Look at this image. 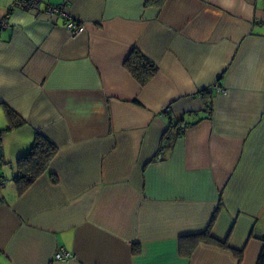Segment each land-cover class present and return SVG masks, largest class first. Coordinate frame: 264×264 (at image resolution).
Here are the masks:
<instances>
[{"label":"crops","instance_id":"0c3cea01","mask_svg":"<svg viewBox=\"0 0 264 264\" xmlns=\"http://www.w3.org/2000/svg\"><path fill=\"white\" fill-rule=\"evenodd\" d=\"M0 0V264H256L264 245V0ZM136 48L157 72L123 65ZM213 84L212 113L201 91ZM4 106L20 121L6 130ZM186 127H185V126ZM57 147L24 192L16 159ZM211 226L242 250L182 236ZM187 246L188 243L184 242ZM63 247L76 255L55 260Z\"/></svg>","mask_w":264,"mask_h":264},{"label":"trees","instance_id":"16d2710c","mask_svg":"<svg viewBox=\"0 0 264 264\" xmlns=\"http://www.w3.org/2000/svg\"><path fill=\"white\" fill-rule=\"evenodd\" d=\"M147 3L151 4H162L163 0H147ZM125 59L124 66L131 73V76H134L141 85L146 84L154 74L157 72L156 64L152 63L146 56H144L138 49L133 48ZM207 89V88H206ZM201 91V95L205 99V109L208 116H211L212 113V101L209 97L207 91ZM5 118L9 120V127L6 129H11L16 125L20 124V121L17 118V115L8 107L4 106ZM185 126V125H184ZM186 127V126H185ZM30 149L24 155L16 159V173L12 178L16 184L17 192L20 194L27 189L35 179L38 178L41 174L45 173L47 170L48 164L52 158L57 153V147L50 141H47L44 137L39 134H36L34 140H32ZM220 204L211 217L209 225L205 228L203 232L195 233L193 235L182 236L180 239V244L185 247L186 254H189L192 249L199 244V242L210 243L213 245H218L224 249H231L233 254L237 256L238 259H241L243 254L242 250H237L234 248H229L226 241H221L216 239L211 234V226L216 220V214L220 210ZM184 242L188 243L187 246ZM256 264H264V245L259 252Z\"/></svg>","mask_w":264,"mask_h":264},{"label":"built area","instance_id":"2783aa9c","mask_svg":"<svg viewBox=\"0 0 264 264\" xmlns=\"http://www.w3.org/2000/svg\"><path fill=\"white\" fill-rule=\"evenodd\" d=\"M65 5H66V0H63L59 4L48 3L43 6L42 10L44 13H46L49 16L62 17L64 19V26L66 30L69 32L70 36L71 37L78 36L84 31L83 30L84 26L68 13ZM40 6H41L40 0H13L8 9L9 12L16 8L29 12L39 13ZM7 25L8 24L5 21V19H3L0 22V26H7ZM212 89H215L220 93L226 91L224 87L222 88L217 84H213L210 88L206 89L207 93H211ZM4 184H5V180L3 179V177L0 176V187H3ZM53 258L59 261L71 262L76 259V255L73 252L63 247H60V249L58 248L56 250Z\"/></svg>","mask_w":264,"mask_h":264}]
</instances>
